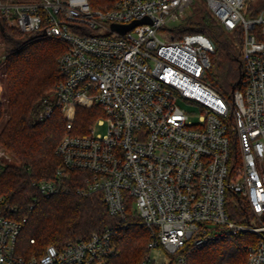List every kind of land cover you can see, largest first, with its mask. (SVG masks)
<instances>
[{
  "label": "built area",
  "instance_id": "1",
  "mask_svg": "<svg viewBox=\"0 0 264 264\" xmlns=\"http://www.w3.org/2000/svg\"><path fill=\"white\" fill-rule=\"evenodd\" d=\"M204 9L227 31H241L242 76L232 96L207 80L212 38L176 32ZM3 23L66 44L64 78L37 114L42 121L59 109L66 120L56 148L62 165L34 186L48 198L68 190L71 172L82 173L77 191L101 194L120 221L25 255L18 241L26 218L0 213V264H109L130 215L151 235L141 264H159L163 252V264H187L193 249L245 232L253 235L245 264H264V0H0ZM164 29L170 41L159 36ZM95 104L106 133L96 135L94 124L73 132L77 107ZM232 201L245 221L230 217Z\"/></svg>",
  "mask_w": 264,
  "mask_h": 264
},
{
  "label": "trees",
  "instance_id": "2",
  "mask_svg": "<svg viewBox=\"0 0 264 264\" xmlns=\"http://www.w3.org/2000/svg\"><path fill=\"white\" fill-rule=\"evenodd\" d=\"M202 11L183 21L176 32L201 31L212 38L216 50L211 55L206 77L219 91L228 94L233 92L235 82L242 76L241 31H227L207 9ZM0 33L7 54L10 109L0 130V146L18 160L0 164V213L16 219L26 218L19 236V252L25 255L34 251L41 253L50 243L60 245L87 238L92 232L116 225L120 218L110 214L101 194L83 195L77 191L83 185L82 173L71 172L66 180L68 190L48 198L42 197L34 186L36 181L56 178L62 165L56 148L67 132L66 120L59 109L42 121L37 114L42 99L52 94L64 78L59 57L66 50V44L6 23L1 25ZM103 110L99 104L89 108L78 106L73 132L88 133L97 117L104 114ZM2 116L1 110L0 119ZM228 211L236 221L247 219V211L235 201L230 202ZM127 212L131 214L130 206ZM130 217L133 222L119 228L114 237L117 251L109 264H141L149 251V229L139 223V217ZM240 235L219 237L193 249L188 252L187 264H245L247 243L237 241ZM31 238L36 242L32 243ZM181 252L171 256L175 258Z\"/></svg>",
  "mask_w": 264,
  "mask_h": 264
},
{
  "label": "rangeland",
  "instance_id": "3",
  "mask_svg": "<svg viewBox=\"0 0 264 264\" xmlns=\"http://www.w3.org/2000/svg\"><path fill=\"white\" fill-rule=\"evenodd\" d=\"M186 14H189V11L186 10ZM178 21H174V22H170L169 26L171 27H175ZM159 36L165 40V41H170L171 40V35L169 30L164 29L161 30L159 32ZM53 39V38H51ZM54 40H58V39H54ZM60 41V40H59ZM58 41V42H59ZM4 40L2 37V34L0 33V111H3V116L0 119V130L3 127L4 123L6 122L7 118L9 117V113H10V109L8 106V101H9V94H8V89H7V81H6V76H7V65H6V59H7V54H6V50H5V45H4ZM232 91L229 92L228 94H226L227 96H232ZM189 111L192 112V119L194 121L198 120L199 117V113L200 111L198 110L197 107H193L190 106L188 107ZM100 118L104 119V114H100L99 117H97V119L94 121V126H95V134L98 135H104L107 131V122L106 120H104L103 123L100 122ZM8 155V157L6 156ZM10 158V159H9ZM16 163L18 162V160L14 157V155L6 150L5 148L0 146V164L1 163ZM132 213L133 214H137V207L133 206L132 208ZM242 234V235H240ZM238 235H240V237L237 239V241H244L246 243L251 242L253 240L252 235L248 236L247 234L245 235L244 233H240ZM237 235V236H238ZM153 255H156V252L153 251ZM169 260L168 256H166V254L163 252L161 254V257L159 258V264H163V263H167Z\"/></svg>",
  "mask_w": 264,
  "mask_h": 264
},
{
  "label": "water",
  "instance_id": "4",
  "mask_svg": "<svg viewBox=\"0 0 264 264\" xmlns=\"http://www.w3.org/2000/svg\"><path fill=\"white\" fill-rule=\"evenodd\" d=\"M139 22H141V21L133 22L132 24H130L129 26H126V27L123 28L122 30H123V31H126L127 29L132 28L133 26H135V25L138 24ZM240 81H241V76H240V77L237 79V81L235 82L234 88H235L236 85H238V84L240 83Z\"/></svg>",
  "mask_w": 264,
  "mask_h": 264
}]
</instances>
